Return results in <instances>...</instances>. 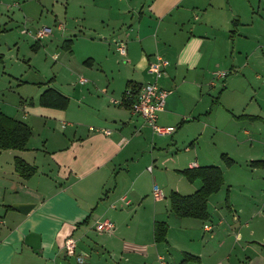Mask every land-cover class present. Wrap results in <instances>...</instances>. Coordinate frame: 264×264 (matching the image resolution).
<instances>
[{
  "label": "crops",
  "instance_id": "1",
  "mask_svg": "<svg viewBox=\"0 0 264 264\" xmlns=\"http://www.w3.org/2000/svg\"><path fill=\"white\" fill-rule=\"evenodd\" d=\"M3 2L5 0H0V6ZM35 2L36 0L23 1L25 17L32 16L40 9ZM262 3L261 5L259 0L79 2L83 13V29L89 27L92 34L97 32L101 36L102 55L99 62L95 64V59L88 57L79 69L83 74L92 73L91 77H94L88 82L87 93H84L88 103L83 107L72 106L67 93L47 88L55 90L68 100L66 109L42 107L39 102L37 105L33 102H29L28 106L21 104L24 115L41 121V130L33 138L36 134L25 123L31 129L26 149L0 151V264H80L76 260L78 255L85 258L82 264H134L138 257L148 261L151 255L159 252L168 250L169 255L173 248L180 250L184 258L181 264H206L203 252L181 251L180 243L172 241L168 224L173 214L170 204L164 212L158 206L163 200H154L155 206L144 224L143 221H135V217L145 213L146 208L129 209L130 200L140 198L145 192L146 184L142 177L144 172L139 171L143 163H159L161 167L165 163L170 164L173 169L167 168L166 173L173 172L174 176H182L185 180L180 173L185 169L216 167L202 163L207 158L203 159L199 154L201 140L206 136L207 147L210 150L214 148L215 138L222 132L216 119L219 100L224 92H231L232 89L239 92L240 88L246 86V74L251 72L254 76L256 70L250 67L248 61L259 52L261 46H250V42H247L249 36L245 33L243 35L242 31L262 20L260 12H264V2ZM88 15L93 23L90 18L88 21ZM257 30L264 33L262 25ZM76 37L73 35L67 38L61 45L71 60L74 57ZM41 40L35 39L33 50L39 48ZM89 40L92 44L96 43L94 38ZM120 42L125 44L127 50L126 56L121 57L122 63L117 61L116 56H111L117 52L116 46ZM156 56L168 61L156 80L161 89L169 92L164 110L157 118L159 127L173 128L174 131L166 135L154 132L140 116L131 112L132 99L123 101L126 90L136 93L141 85L154 81L150 64ZM240 56L245 58L238 68L236 64ZM219 72L227 75L218 78L216 73ZM256 77L258 75L254 79ZM78 85L85 87L86 84ZM226 115L229 118H222L225 121L234 117L238 121H249L250 125L256 121L264 123L259 115ZM51 123L59 125V128L51 129L44 135L47 124ZM105 131L109 134H105ZM243 133L247 136L251 134L249 129H245ZM224 134L225 139L233 141L238 148L244 146L243 141H239L235 135ZM247 141L250 143L253 139L248 138ZM253 142L262 145V152L258 151L259 148L255 150L254 147V150L258 151L256 154L264 156V137L260 142ZM253 146L250 144L249 151ZM180 150L193 151V159L178 158L176 152ZM223 155L232 161L230 166L226 165ZM15 157L36 167V173L26 180L20 178L15 172ZM220 158L228 169L234 164V160L227 154H221ZM252 158L248 156L247 160ZM180 159L187 161L188 168L178 169ZM250 162L264 167V160ZM149 167L151 171L148 170ZM146 171L152 174V166L147 165ZM159 175L164 177L165 170H156L152 180H158ZM168 182L169 188L175 187L170 193L181 195L179 187L175 185L179 180ZM187 182L193 187L192 193L188 195L194 194L202 186L199 180ZM154 187L156 186L152 185L148 191L151 192ZM212 195L207 199L208 213ZM227 196L229 214H244L245 207L242 203L246 199L245 195L242 194V203H235L230 190ZM18 204L29 205L30 208L23 214L12 207ZM130 212L134 213V217L129 220L127 218ZM102 220L114 223L113 233L117 230L122 232L135 222L133 230L140 232L146 227L150 231V238L143 239L145 243L124 238L120 241L112 238L104 242L91 239L88 231ZM190 220L193 221L184 222L188 223L185 224L186 229L194 228L198 222L202 224V231L211 234L210 237L213 238L211 225L196 219ZM157 222L164 223L168 228L166 242L154 241L153 228ZM250 225L245 216H239L232 230L224 228L228 234L233 232L231 236L235 239L233 243L230 241L227 244L229 249L225 257L213 261V264H233L230 254L235 246L240 245V252L244 254L241 264H264V246L262 251L253 249L252 257L246 255L252 244L257 247L264 244L261 243L264 242L262 238L259 239L261 242L244 241V237L254 236L252 230V233H246ZM180 230L184 232L182 228ZM68 239L76 244L75 256H68L65 252L64 245ZM116 254H120L118 262L115 260ZM123 255H126L125 258Z\"/></svg>",
  "mask_w": 264,
  "mask_h": 264
},
{
  "label": "rangeland",
  "instance_id": "2",
  "mask_svg": "<svg viewBox=\"0 0 264 264\" xmlns=\"http://www.w3.org/2000/svg\"><path fill=\"white\" fill-rule=\"evenodd\" d=\"M23 1L25 0H19V2L17 0H5L2 3L3 5L0 6V112L28 124L36 134L41 130V121L29 115H24L21 104L24 103L28 106L29 102H33L34 105H37L40 94L47 88H53L63 94L67 93L72 106L83 107V105H87L88 102L85 99L84 93H87L86 89L89 88L88 82H91L94 77H91V75L93 76L92 73L89 75L83 74L79 69L88 57H93L95 64L99 62V58L102 55L101 36L97 32L92 34L89 27L83 29V13L79 2H85L86 0H36L35 4L40 9L36 10L30 17H25L24 15L25 6L23 5ZM96 2H99V0H96ZM259 2L262 5L264 1L259 0ZM65 10H67L66 14ZM255 10H257L256 7ZM260 15H262L261 21H258L252 28H246L242 31L243 35L245 33L249 36L247 42H250V46H261L259 52H256L255 56L251 57L248 61L250 67L256 70L254 76L251 72L246 74V83H244L247 84L246 86L240 88L239 92L233 91V89L231 92H224L222 98L219 100L216 119L223 133L219 132L217 134L214 148L210 150V147H207L205 143L206 136L202 137L203 141L201 140V152L199 154L201 158H207L202 163L208 166L219 167L224 174V184L221 190L209 199L210 220L204 222V224L212 226L214 236L211 238V234L204 233L202 231V224L198 222H196L194 228L186 229L185 224L188 223L184 222H191L193 220L178 218L174 214L168 220L172 241L180 243L181 251L203 252L206 264H213V261L225 257L226 251L229 249L227 248V244L230 241L233 243L235 239L234 236H231L233 232L228 234L227 231L232 230V226L239 216H245L250 221L251 225L246 230V233L250 234L251 230L254 232L253 237H244V241H260L259 239H264V196L261 195L264 194V167L253 165L250 162L253 160H264L262 154H256L258 151L262 152V145L253 142L255 140L260 142V139L264 137V123L256 121L250 125L249 121H238L234 117H231L229 121L222 119L229 118L226 114L230 115L232 113L237 116L241 114L259 115L264 121V33L261 30L259 32L257 30V27L261 25L264 27V12H260ZM89 18L90 22L93 23L94 21L91 20V16L88 15V21ZM93 18H95V12L93 13ZM58 25L62 26L63 31L57 29ZM95 26L98 27V25ZM43 27L51 28L52 34L41 40L37 50H33L36 42L34 34ZM70 33L75 34L71 35ZM73 35L77 37L76 39L74 38V49L72 48L74 50V57L71 60L70 55L63 51L61 45L63 41ZM89 38H94L96 45L90 43ZM117 54V52L115 54L112 53L111 56H116L117 61L122 63L121 57L123 56ZM244 58L240 56L236 64L238 68L241 67ZM255 75H258V77L254 79ZM81 77L87 80L88 85L86 83L85 87L78 85V80ZM46 127L44 135L51 129H58L59 125L51 123L47 124ZM245 129L250 130V136L244 135ZM224 133L226 135H235L239 141H243L244 146L238 148L233 141L225 139ZM36 136L37 134L33 138ZM248 138H252L253 141L249 143L247 141ZM32 144L33 141H31ZM250 144L254 145L251 151H249ZM254 147L255 150L259 148L258 151L255 152ZM176 153L178 154V158H183L184 160L187 158L193 159V151L185 152L180 150ZM166 154L165 152V156H167ZM221 154H227L228 157L234 160V164L230 169L224 165L220 158ZM248 156H252L253 158L247 160ZM180 162L177 166L178 169L188 168L187 161L184 162L180 159ZM147 165L152 166L153 175L146 171ZM167 168L173 169L170 164L166 163L162 167L159 163L154 164L152 162L143 163L140 166L139 171L144 172L142 177L145 179V192L140 198H131L132 195L129 196V199H132L130 200L131 205L129 209L139 210L146 208V212L137 215L135 221H143L146 224V219L151 215L150 211L155 206V202L151 193L152 189L150 192L148 188H151L152 185L161 189L164 193L165 198L158 204L164 212L165 208H169L168 195L172 189L175 190V187L169 188V180H172V182L179 180L178 184L175 185L179 187L178 192L181 195L192 193L193 187L182 176L176 177L173 172L166 173ZM158 169L165 170V176L160 177L159 175L158 180L154 182L152 176H155ZM229 190L235 203H242V194L245 195L246 199L242 203L245 207L244 214L240 212L237 216L236 214H229L226 206V202H229L227 196ZM139 213L140 211L137 212V214ZM132 217H134V213L130 212L127 219L130 220ZM134 224L135 222H132L122 232L117 230L112 235L100 234L95 231V228H90L88 236L91 239H98L102 242L111 240L112 238H118L120 241L124 238L128 241L145 243L144 240L150 238L149 229L147 230L146 227H143L142 231L136 232L133 230ZM181 228L184 232L180 230ZM189 239L192 241L189 242ZM221 244L222 246H220ZM263 246L264 244H262V247L252 244V247L246 251V255L252 257L254 255L253 249L262 251L264 249ZM173 249L169 255L168 250L159 252L157 255H151L148 261L138 257V260L134 264H181L184 258L180 250ZM240 249H242L241 245L235 246L233 252L230 251V260L233 264H241L240 261L244 254L240 252ZM119 255H115L117 262L119 261ZM125 256L123 255V258ZM158 256L163 257V259L161 260ZM108 257L110 258L109 255ZM110 259L113 261L112 258Z\"/></svg>",
  "mask_w": 264,
  "mask_h": 264
},
{
  "label": "trees",
  "instance_id": "3",
  "mask_svg": "<svg viewBox=\"0 0 264 264\" xmlns=\"http://www.w3.org/2000/svg\"><path fill=\"white\" fill-rule=\"evenodd\" d=\"M132 93L135 92L132 91ZM38 102L42 107L63 110L68 105V100L53 89L44 90ZM30 137L31 129L28 125L0 112V151H24ZM222 158L227 166L232 164L226 156L223 155ZM14 167L17 175L25 180L36 173V167L18 157L14 158ZM180 173L189 182L199 180L202 186L194 194L188 196L171 192L169 195L170 211L179 218L208 221L210 216L207 210V199L223 186L222 171L217 167H197L185 169ZM167 231L168 228L164 223H155L153 228L155 243L166 242Z\"/></svg>",
  "mask_w": 264,
  "mask_h": 264
},
{
  "label": "built area",
  "instance_id": "4",
  "mask_svg": "<svg viewBox=\"0 0 264 264\" xmlns=\"http://www.w3.org/2000/svg\"><path fill=\"white\" fill-rule=\"evenodd\" d=\"M57 29L61 30L62 26L58 25ZM52 34V29L48 27H43L39 29L35 34V39L37 41L49 36ZM116 51L120 56L125 57L127 50L124 43H118L116 46ZM125 55V56H124ZM168 65V61L160 56H156L154 62L150 64L151 72L153 73L155 79L152 82L145 83L139 87L136 93H132L130 90H126L123 96V101L132 99L130 104L131 112L140 116L145 123H147L154 132L160 135H166L173 132V128H163L157 125L158 114L164 110L165 101L169 94L168 91L161 89L156 80L163 73V69ZM227 75L225 72L216 73V77L224 78ZM80 85H84L87 83V80L84 78H80L78 80ZM120 103V102H119ZM105 134H109L108 131H105ZM151 171V167L148 168ZM152 196L155 201H160L164 199L163 192L154 187L152 190ZM95 231L104 234H111L115 231V225L110 220H102L96 222ZM206 230H209L208 226L204 227ZM65 252L68 256H75L76 253V244L73 240L68 239L65 241L64 245ZM83 256H76V260L78 263H84Z\"/></svg>",
  "mask_w": 264,
  "mask_h": 264
},
{
  "label": "water",
  "instance_id": "5",
  "mask_svg": "<svg viewBox=\"0 0 264 264\" xmlns=\"http://www.w3.org/2000/svg\"><path fill=\"white\" fill-rule=\"evenodd\" d=\"M12 207L16 209L18 212L23 213V214L25 213V211H27V209L30 208L29 205H22V204L13 205Z\"/></svg>",
  "mask_w": 264,
  "mask_h": 264
}]
</instances>
